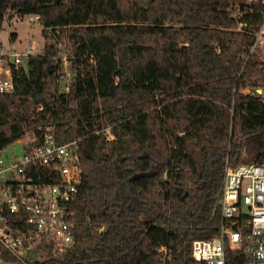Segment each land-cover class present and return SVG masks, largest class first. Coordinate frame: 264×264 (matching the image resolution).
I'll list each match as a JSON object with an SVG mask.
<instances>
[{"label":"trees","instance_id":"16d2710c","mask_svg":"<svg viewBox=\"0 0 264 264\" xmlns=\"http://www.w3.org/2000/svg\"><path fill=\"white\" fill-rule=\"evenodd\" d=\"M101 1L0 0V31L13 15H37L44 40L14 72V91L0 94V150L46 125L60 144H79L73 245L45 247L29 264H159L160 247L171 264H206L191 242L219 231L226 165L264 162V57L249 54L264 2L113 0L127 27L115 31L92 24ZM159 105L171 108L166 131ZM106 127L112 140L96 133ZM0 259L15 262L1 244Z\"/></svg>","mask_w":264,"mask_h":264},{"label":"built area","instance_id":"2783aa9c","mask_svg":"<svg viewBox=\"0 0 264 264\" xmlns=\"http://www.w3.org/2000/svg\"><path fill=\"white\" fill-rule=\"evenodd\" d=\"M26 16L29 24L37 23L39 18ZM12 19L21 21L24 17L13 15ZM263 45L264 20L254 33L249 54ZM33 54V47L6 51L0 45V94L14 91V72L24 67ZM62 59L59 78L70 80V62L66 57ZM64 90L68 91V85ZM38 131L39 136L35 131H26L16 140L22 146L21 154L0 150V244L15 258L14 264L38 261V251L41 253L45 247L63 252L74 242L71 205L82 178L78 140L60 144L54 125ZM96 133H103L106 140L114 138L110 127ZM220 205L218 233L193 240L191 257L206 264H264V162L245 161L236 167L227 164ZM13 213L24 219V229L10 224ZM159 251L163 252L159 264H171L166 248L160 247Z\"/></svg>","mask_w":264,"mask_h":264},{"label":"rangeland","instance_id":"374dc122","mask_svg":"<svg viewBox=\"0 0 264 264\" xmlns=\"http://www.w3.org/2000/svg\"><path fill=\"white\" fill-rule=\"evenodd\" d=\"M256 0H248V2H252ZM100 15L103 20L100 21L98 20L97 16ZM116 15H115V8H114V2L113 0H102L101 4L98 5L94 15H93V20L92 24L93 26L97 28H106V27H112L113 30L115 31H120V30H126L127 27L122 28L119 26L118 23H116ZM28 17L24 16L23 20L19 21H14V19H10L4 22L3 24V29L0 31V45L3 46L4 50L6 48V51H22L26 47H33L35 49L36 53H40L43 49L44 45V40L41 35L42 27L41 25L37 22L34 24H29L27 22ZM14 27V28H13ZM16 31L17 33L15 34L17 36L16 41L12 45V41L10 40V33ZM15 40V39H14ZM14 47V48H13ZM20 49V50H19ZM61 54L59 56L65 58L66 54L69 51L68 47L65 45L60 46ZM258 51L260 52L261 56L264 57V45L260 48H257ZM66 51V52H65ZM60 57V58H61ZM67 81H70L69 79H61L60 80V89L61 91L65 89V86H67ZM152 83V82H151ZM175 93H173V97H178L180 94V89L178 85H176L174 89ZM159 112L157 113V117H159L161 126L164 131H166V121H167V114L170 113L171 108L169 106H162L159 105L158 107ZM211 113L209 116H207V120L211 117ZM171 150H175V146L171 143ZM14 151L16 154H21L22 152V146L19 142L15 141L8 145L6 147V153H11ZM245 162V161H242ZM241 163V162H240ZM0 264H7L4 263L2 260H0Z\"/></svg>","mask_w":264,"mask_h":264},{"label":"water","instance_id":"95a60500","mask_svg":"<svg viewBox=\"0 0 264 264\" xmlns=\"http://www.w3.org/2000/svg\"><path fill=\"white\" fill-rule=\"evenodd\" d=\"M257 92L258 93H261V89H257ZM153 173L151 172H147V173H139V174H136L134 178L136 177H142V176H151Z\"/></svg>","mask_w":264,"mask_h":264},{"label":"crops","instance_id":"0c3cea01","mask_svg":"<svg viewBox=\"0 0 264 264\" xmlns=\"http://www.w3.org/2000/svg\"><path fill=\"white\" fill-rule=\"evenodd\" d=\"M13 28H14V27H13ZM12 33L16 34L17 32H16V31L11 32V33H10V36H11ZM17 36H18V35H17ZM17 36L15 35V40H11V39H10V40L12 41V45H13L14 42L16 41ZM0 42H1V41H0ZM2 45H3V44H2ZM13 48H14V47H13ZM26 48H27V47H26ZM26 48H25V49H26ZM5 50H6V48H5ZM19 50H20V49H19ZM23 50H24V49H23Z\"/></svg>","mask_w":264,"mask_h":264}]
</instances>
